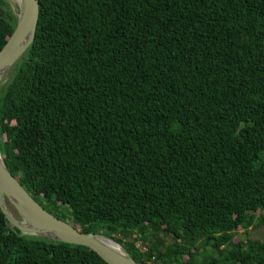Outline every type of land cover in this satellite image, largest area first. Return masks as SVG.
I'll return each mask as SVG.
<instances>
[{"label": "trees", "instance_id": "1", "mask_svg": "<svg viewBox=\"0 0 264 264\" xmlns=\"http://www.w3.org/2000/svg\"><path fill=\"white\" fill-rule=\"evenodd\" d=\"M0 153L46 212L136 264H264V0H38ZM16 15L0 0V51ZM0 264H106L22 235Z\"/></svg>", "mask_w": 264, "mask_h": 264}, {"label": "water", "instance_id": "2", "mask_svg": "<svg viewBox=\"0 0 264 264\" xmlns=\"http://www.w3.org/2000/svg\"><path fill=\"white\" fill-rule=\"evenodd\" d=\"M16 27L0 51V83L31 47L39 17L38 0H17ZM17 213L14 217L10 208ZM0 211L22 235L80 246L94 252L106 264H136L123 247L102 234H84L37 204L14 178L0 153Z\"/></svg>", "mask_w": 264, "mask_h": 264}, {"label": "rangeland", "instance_id": "3", "mask_svg": "<svg viewBox=\"0 0 264 264\" xmlns=\"http://www.w3.org/2000/svg\"><path fill=\"white\" fill-rule=\"evenodd\" d=\"M6 4L10 7V9L13 11V13L16 15L18 12V3L17 0H4ZM12 70L4 77L2 82L0 83V92L6 87L8 82L10 81V75H11ZM10 208V212L14 217H17V213L12 207ZM264 240V228L259 227L256 229L250 228L247 231L245 230H238L235 233L233 242L238 243L239 241H246V240Z\"/></svg>", "mask_w": 264, "mask_h": 264}]
</instances>
